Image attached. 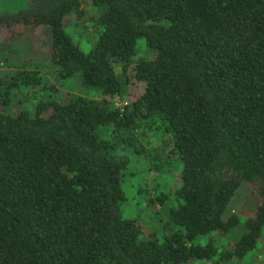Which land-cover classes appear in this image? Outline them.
Masks as SVG:
<instances>
[{
	"label": "trees",
	"instance_id": "trees-1",
	"mask_svg": "<svg viewBox=\"0 0 264 264\" xmlns=\"http://www.w3.org/2000/svg\"><path fill=\"white\" fill-rule=\"evenodd\" d=\"M84 3L85 52L64 25ZM46 28L43 62L98 95L0 110V264H241L264 228V0H0L3 50ZM140 40L150 55L136 54ZM34 62L4 59L0 105L16 93L20 105L40 80ZM130 81L141 91L125 100ZM147 121L176 161L175 185L155 196L177 228L161 233L120 210ZM243 183L258 197L253 214L222 219Z\"/></svg>",
	"mask_w": 264,
	"mask_h": 264
},
{
	"label": "rangeland",
	"instance_id": "rangeland-1",
	"mask_svg": "<svg viewBox=\"0 0 264 264\" xmlns=\"http://www.w3.org/2000/svg\"><path fill=\"white\" fill-rule=\"evenodd\" d=\"M5 7H10V3L2 4ZM84 15L77 18V23L74 25L73 15L68 16L64 20L65 30L72 37V40L82 51H87L93 42L91 30L87 22L89 15H92L88 10V5L82 4ZM8 9V8H7ZM89 12V13H88ZM67 25H71V29ZM74 31V32H73ZM0 32V38H1ZM10 47L3 50L0 46V67H3L4 59H10L14 62L20 61H37L36 64H41L40 80L27 87L29 92H25L24 100L20 102L22 96L19 93L14 94L13 102L0 105V110L9 113H15L20 108H31L39 100H53L62 102L67 97L73 94H79L84 97H96L97 92L92 90H84L79 84V79L76 75L67 79H59L52 73L51 68L45 59V52L49 49V31L42 29L41 33L30 45L23 41L10 42ZM24 45V48L22 46ZM150 55V50L144 46L143 40H140L136 47V54ZM39 67V66H38ZM2 69H5L4 67ZM36 90L37 96H34ZM141 91V85L135 82L125 84L123 90V98L130 100ZM117 96L113 98L114 104L117 106L121 103ZM19 105V106H18ZM148 122V121H147ZM137 138L138 155L132 158L129 168L130 174L124 176L122 181V189L124 198L120 203V210L123 216L133 217L141 224L143 233L154 231L161 233L169 229H176L172 224H166L164 208L159 210V202L156 200L155 193H165V180L171 185L176 183V161L174 157L167 153L169 149L166 143L167 136L154 123H142L135 132ZM167 188V187H166ZM147 199H151L149 202ZM258 202L255 189L249 184H241L235 191L233 197L228 202L226 209L222 214V219L227 218L231 213H236L240 218L253 214L255 206ZM241 221V219H239ZM238 224L233 227L223 238L219 237V242L225 246L229 244L228 236L237 234L241 230ZM203 237H198L197 242H203ZM229 246V245H226ZM241 264H264V228L260 232L257 239L255 250L246 254ZM237 263V261H236ZM190 264H222L221 261L211 260H196L190 261Z\"/></svg>",
	"mask_w": 264,
	"mask_h": 264
}]
</instances>
